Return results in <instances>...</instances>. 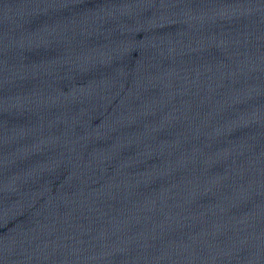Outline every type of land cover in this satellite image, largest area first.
Here are the masks:
<instances>
[{
    "label": "water",
    "instance_id": "95a60500",
    "mask_svg": "<svg viewBox=\"0 0 264 264\" xmlns=\"http://www.w3.org/2000/svg\"><path fill=\"white\" fill-rule=\"evenodd\" d=\"M0 264H264V0H0Z\"/></svg>",
    "mask_w": 264,
    "mask_h": 264
}]
</instances>
